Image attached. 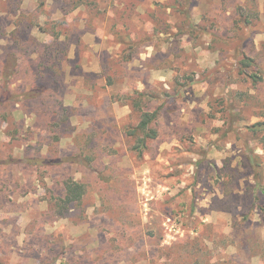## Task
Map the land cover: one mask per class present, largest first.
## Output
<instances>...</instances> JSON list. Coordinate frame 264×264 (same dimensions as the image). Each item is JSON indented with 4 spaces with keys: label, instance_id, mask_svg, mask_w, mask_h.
<instances>
[{
    "label": "rangeland",
    "instance_id": "374dc122",
    "mask_svg": "<svg viewBox=\"0 0 264 264\" xmlns=\"http://www.w3.org/2000/svg\"><path fill=\"white\" fill-rule=\"evenodd\" d=\"M262 190L264 0H0V264H264Z\"/></svg>",
    "mask_w": 264,
    "mask_h": 264
},
{
    "label": "trees",
    "instance_id": "16d2710c",
    "mask_svg": "<svg viewBox=\"0 0 264 264\" xmlns=\"http://www.w3.org/2000/svg\"><path fill=\"white\" fill-rule=\"evenodd\" d=\"M241 61V64L244 66H248L251 62V59L248 57H243ZM254 77V75H253ZM142 95L141 93H138ZM144 95V94H143ZM157 112L156 111H144L142 113L141 119L138 123V125L135 128H132L129 130V134L133 136H137V133L139 131L143 132V136L140 138H137V152L140 153L144 147H146V140L147 139H154L157 137V130L156 128L150 126L151 123L156 118ZM259 124V123H258ZM139 143V144H138ZM252 163L255 164L254 161L257 162V159L255 156H252ZM254 160V161H253ZM259 169V168H258ZM260 171V169H259ZM257 178H259V173L255 174ZM84 185L83 183L74 180L73 178H67L65 179L63 183V196L58 198V201L56 202V207L59 209V211H64L68 209L69 207L73 206L74 204L80 202L83 194H84ZM264 192V190H262Z\"/></svg>",
    "mask_w": 264,
    "mask_h": 264
}]
</instances>
